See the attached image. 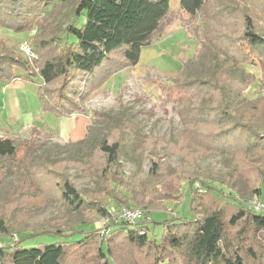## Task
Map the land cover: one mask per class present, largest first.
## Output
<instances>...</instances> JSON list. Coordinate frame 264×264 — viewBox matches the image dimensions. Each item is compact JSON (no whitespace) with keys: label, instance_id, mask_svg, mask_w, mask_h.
Masks as SVG:
<instances>
[{"label":"trees","instance_id":"trees-1","mask_svg":"<svg viewBox=\"0 0 264 264\" xmlns=\"http://www.w3.org/2000/svg\"><path fill=\"white\" fill-rule=\"evenodd\" d=\"M169 2L0 0V27L14 31L27 30L29 17L43 7H49L48 13L37 17V30L28 42L36 54L34 66L30 67L20 53L0 42V83L22 78L18 71L25 72L23 79L28 82H33L34 77L41 81L36 85V94L43 112L55 117L83 114L86 112L84 102L93 90L119 70L137 64L142 49L160 32ZM178 5L185 13L191 16L198 14L203 20L202 46L193 60L183 62L174 80L175 87L184 92L183 97L186 96L188 103L180 110L187 118L183 131H186V136L194 138L200 129L205 128L204 145L224 159H236L238 156L235 154L239 155L240 151L243 153L239 157H245L260 147L253 160L250 159L253 162L250 169L259 176L255 190L260 199L261 185L264 184V94L257 96L254 103L244 94L254 81L259 86L264 85V37L257 32L260 18L248 7L249 4L241 0H179ZM230 24L238 29L226 34L223 28ZM239 63L259 66L260 79L256 80L254 75L245 72ZM204 99L205 103H201ZM104 121L117 127L122 138H129L125 143L129 147L134 139L131 124L135 120L126 121L109 112L88 126L85 138L68 140L63 147L58 144L52 146L63 151L66 149V152L70 149V156L80 171L96 176L98 185H103V196L83 194L67 176L47 165L49 159L45 152L48 150L36 146L38 139L21 140L20 136L0 134V157L14 156L18 144H22L30 166L24 167V171L31 174L30 168L40 170L42 165L50 173V185L58 191L60 201L67 209L64 221L52 219L34 224L29 229L18 227V240L0 246L2 264H91L88 259L93 255L98 260L94 264H114L107 240L121 233L127 246L132 245L144 256H152L151 260L148 257L151 264H163L165 259L160 254L167 249L181 255L184 264H248L246 255L250 256V251L255 252L256 233L264 236V211H254L244 200L231 194L224 195L227 197L224 207L217 205L216 200H220L222 191L209 184L217 180L212 172L200 175L208 179V183L202 184L208 188L206 194L214 198L210 202L213 206L207 207L199 216L192 199L190 217H173L177 219L174 224L166 220L155 222L165 226L160 241L147 235L148 223L152 220L144 219L143 215L133 226L124 221L110 223L101 235L93 225L98 219L110 215L105 198L119 207H130L129 200L115 195L127 184L119 171L121 136L112 138L111 130L105 131L103 126H99ZM243 135L247 138L243 139ZM238 140L244 144L234 146ZM148 159L147 178L155 181L161 174V156L151 151ZM39 161L42 164H38ZM1 166L6 169L5 165ZM0 179L4 181L0 182L3 199L15 194V188L20 187L21 196L33 191L32 180H23L15 187L5 171ZM194 179L192 176L189 178L191 191ZM38 187L39 192L46 188ZM10 197L11 202L20 200L19 197ZM87 197L94 200L88 201ZM45 198L51 200L50 196ZM16 209L20 212L22 206ZM85 210L91 212L89 217L83 216ZM25 223L23 218L18 226ZM78 225L87 228L78 229ZM12 229L0 210V236L12 238ZM77 233L83 236L74 239L72 236ZM40 234H56L62 240L35 247L20 245L26 238ZM176 259L174 257L173 260Z\"/></svg>","mask_w":264,"mask_h":264},{"label":"rangeland","instance_id":"rangeland-1","mask_svg":"<svg viewBox=\"0 0 264 264\" xmlns=\"http://www.w3.org/2000/svg\"><path fill=\"white\" fill-rule=\"evenodd\" d=\"M241 1L249 4L248 7L260 18L257 32L264 37V0ZM178 4L179 0H170L160 32L156 33L151 43L142 49L137 64L119 70L93 90L84 102L86 112L83 114L55 117L43 112L36 94V85L41 83L39 78H33L35 83L25 82L23 79L3 82L7 89L12 88V84L17 82L14 89L18 96L16 99L14 96L11 104L2 97L0 92V134H14V137L20 136L21 140L38 139L36 146L48 150L45 152L49 159L47 165L59 171L64 177L67 176L80 192L90 196H103V185H98L96 176L80 171L73 162L74 158L70 156V149L66 152V149L63 151L62 148L52 146L58 144L63 147L69 139L79 141L85 138L88 126L94 124L99 118H103L106 112L122 117L126 121L135 120L131 124L134 139L129 147L125 144L129 138L127 136L122 138L118 128H114L111 122L104 121L99 126H103L105 131L111 130L112 138L121 136L118 163L121 176L127 184L116 191L115 195L122 200H129L128 204L131 208L141 210L144 219L152 220L148 223L147 235L157 242L162 238L165 226L157 225L155 222L166 220L169 224H174L177 223V219L173 217L182 219L190 217V200L192 199L199 216L207 207L213 206L211 200L214 198L206 194L208 188L202 184L208 179L205 180L200 174L205 175L208 172L215 174L216 182L209 184L217 186L222 191L220 200H216L219 206H225L224 202L227 201L226 196L229 194L248 203L258 196L255 189L259 176L250 169L253 165L250 159L253 160L255 153L261 150L260 147H256L255 151L245 157H239L243 153L240 151L239 155L235 154L238 158L224 159L223 156L213 153L204 145L203 139L207 134L205 128L200 129L194 138L186 136V131H183L187 118L181 114L180 110L188 103H186V96L183 97L184 92L175 87L174 80L179 75L183 62L193 60L202 46L203 20L198 14L191 16L185 13ZM48 9L49 7H43L36 14L31 15L27 30L14 31L0 27V42L20 53L30 67L34 66L36 54L34 53V58L28 59L20 51V43L29 42L32 33L37 30V17L48 13ZM237 29L236 25L230 24L223 28V31L230 34ZM239 66H242L245 72L254 75L256 80L260 79L261 69L256 64L239 63ZM23 75L26 76V73ZM244 94L250 102L254 103L257 96L264 94V85L259 86L258 82L254 81L247 87ZM201 103H205V99ZM23 124L25 125L21 127ZM246 138L243 135V139ZM243 144L238 140L234 146ZM17 147L14 156L0 157V176L5 171L6 175L13 180L15 187L23 180H32L33 191L21 196L20 187L13 189L17 192L11 193L10 196L19 197L20 200L17 203L11 202L10 196L8 199L0 196V208H2L0 210L13 228L12 238L0 236V246L12 240H18L20 237L18 227L29 229L34 224H40L46 220L67 219L66 206L61 203L58 191L50 185V173L46 172L42 165L39 167L40 170L30 168L31 174L26 173L24 167L30 166L24 156V146L18 144ZM151 151L154 155L161 156L159 166L161 174L155 180L157 182L147 178L150 167L148 158ZM155 159L158 160V158ZM38 164L42 163L39 161ZM1 165H5L6 169H2ZM25 173L26 176H23ZM191 176L195 178L192 182L193 191L189 184ZM51 177L54 176L51 175ZM0 182L4 183L1 179ZM38 186L44 188L46 186L47 189L39 192ZM48 196L51 200L45 198ZM260 199L264 201V184L261 185ZM87 200L94 199L87 197ZM104 203L109 210H116L119 207L109 198H105ZM19 205L22 206L20 212L16 209ZM90 215L91 212L88 210L83 212L85 217ZM23 218L26 219L27 224L18 226ZM99 221L100 219L95 221L93 226L98 228L102 235L110 225L105 224L103 231L102 227L97 226ZM135 223L136 221L128 226H133ZM76 228L86 229L87 227L78 225ZM113 228L116 227L113 226ZM14 235L17 237L15 238ZM82 236L83 234L77 233L72 237L80 239ZM254 238L253 246L256 253L248 252L250 256L246 255L247 263L264 264V236L256 233ZM59 240L62 238L56 234H40L26 238L20 242V245L35 247ZM123 240L125 239L122 233L107 240L114 264L152 263L151 255L148 256L149 260L132 245L127 246ZM160 256L165 259L163 264H184L183 257L174 253L172 249L161 252ZM174 257L177 259L173 260ZM88 260L91 264L98 262L94 255ZM0 264H2L1 261Z\"/></svg>","mask_w":264,"mask_h":264},{"label":"built area","instance_id":"built-area-1","mask_svg":"<svg viewBox=\"0 0 264 264\" xmlns=\"http://www.w3.org/2000/svg\"><path fill=\"white\" fill-rule=\"evenodd\" d=\"M20 51L28 58H34L35 54L30 48V45L27 41H24L20 43ZM247 206L256 212H261L264 210V201H260L258 197H254L250 203L246 202ZM110 215L106 218H100V221L98 222V226L105 228V224H110V223H117V222H127V223H134V221H137L142 216V211L138 210L136 208H131L127 206H120L117 207V209H110L109 210ZM109 230V229H108ZM15 238L17 237L14 235Z\"/></svg>","mask_w":264,"mask_h":264},{"label":"crops","instance_id":"crops-1","mask_svg":"<svg viewBox=\"0 0 264 264\" xmlns=\"http://www.w3.org/2000/svg\"><path fill=\"white\" fill-rule=\"evenodd\" d=\"M19 72V71H18ZM23 73H25V72H19L18 74H21L22 75V78L21 77H16V78H14V79H12L13 81H17L18 79H23V77H24V75H23ZM12 80H10V81H12ZM25 82H28L27 80H25V79H23ZM6 82H9V81H6ZM23 82V81H22ZM17 82H14V84H12V88L11 87H9V89H7L5 86H4V84H3V82H1L0 83V92L2 93V97L3 98H6V100H7V102L8 103H10L11 104V102L14 100V96H15V99H16V96H18L17 94H16V90L14 89V86H16L17 84H16ZM18 99V98H17ZM2 100V99H1ZM2 102H3V100H2ZM9 104V105H10ZM2 106V105H1ZM10 108V107H9ZM40 108H41V106H40ZM42 110V109H41ZM11 113V112H10ZM75 114H77V113H74V115ZM78 114H80V113H78ZM73 115V114H72ZM18 116V115H17ZM71 116V115H70ZM70 116H62V117H70ZM31 118V117H30ZM30 124H32L31 122H29ZM27 124V123H26ZM25 124H23L21 127H23ZM12 135H14V134H12ZM69 140H71V139H69ZM68 141V140H67Z\"/></svg>","mask_w":264,"mask_h":264}]
</instances>
